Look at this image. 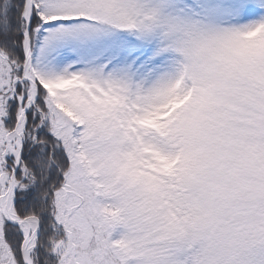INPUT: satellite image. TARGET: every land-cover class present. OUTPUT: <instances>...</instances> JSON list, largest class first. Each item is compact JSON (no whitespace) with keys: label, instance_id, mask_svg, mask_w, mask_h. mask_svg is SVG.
<instances>
[{"label":"snow or ice","instance_id":"6c2138e0","mask_svg":"<svg viewBox=\"0 0 264 264\" xmlns=\"http://www.w3.org/2000/svg\"><path fill=\"white\" fill-rule=\"evenodd\" d=\"M0 264H264V0H0Z\"/></svg>","mask_w":264,"mask_h":264}]
</instances>
